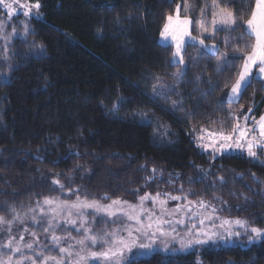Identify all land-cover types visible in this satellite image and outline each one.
Returning <instances> with one entry per match:
<instances>
[{"label":"trees","instance_id":"16d2710c","mask_svg":"<svg viewBox=\"0 0 264 264\" xmlns=\"http://www.w3.org/2000/svg\"><path fill=\"white\" fill-rule=\"evenodd\" d=\"M27 2L40 4V17L30 20L28 36L15 39L6 58L0 49V217L9 220L45 198L135 202L160 193L183 197L181 206L197 202L193 208L221 220L247 219L264 228V147L254 149L255 158L233 152L214 159L193 133L198 126L222 130L229 122L252 129L264 113V86L255 76L238 102L226 100L242 60L215 71L222 52L252 37L237 41L238 27L226 49L228 33L219 31L215 54L187 44L180 95L153 96L156 77L172 85L180 67L169 63L173 47L159 41L168 14L187 16L192 36L204 38L202 9L211 28L213 11H230L242 22L255 0H215V7L213 0ZM207 35L205 43H213ZM198 74L205 82L195 81ZM209 78L216 84L211 90ZM181 99L173 109L172 101ZM201 200L211 207L200 209ZM236 231L242 235L228 242L157 252L135 264H264V242L249 243L250 231Z\"/></svg>","mask_w":264,"mask_h":264},{"label":"snow or ice","instance_id":"6c2138e0","mask_svg":"<svg viewBox=\"0 0 264 264\" xmlns=\"http://www.w3.org/2000/svg\"><path fill=\"white\" fill-rule=\"evenodd\" d=\"M0 6L7 10L8 16L11 18L13 14L20 9H23V15L28 17L32 14L31 9L40 7L37 2L35 4H30L25 0L21 3V0H0ZM187 7V5H185ZM213 6L215 7V0H213ZM179 9V5L177 6ZM205 15V10L202 9V18L199 21V32L204 36L201 38L200 35L192 36L189 31V18L185 16L184 19H180L179 14L173 17V15L168 14L166 16V22L163 24L162 29L159 33L160 37L164 40H169L174 45V51L171 53L170 64H176L180 67L178 71L173 74V84H161L160 77H156L157 83L153 85V96H163L167 99L169 93H176L180 95L178 89L180 84L184 83L182 77L187 71V63L185 61L182 50L185 47V38L187 37L190 41H198L201 46V50L206 54H215L219 51V45L215 43V34L219 31H227L228 36L224 41L225 48L229 46L232 40V33L236 31L239 27L242 29L241 33L235 37L237 41L244 40V36L248 35L254 37V42H245L243 47H233L231 53L224 51L220 54L216 61V73H221L225 68H227L231 61L237 59L242 60V64L239 65L238 72L235 76L234 82L230 85V92L226 93L228 101L235 102L238 101L243 91L251 84L253 79V67L256 66L260 74H264V0H255V5L252 7L250 13L247 15V19L242 22L238 21L234 14L230 11L221 10L220 12H212L211 28L206 26V21L203 19ZM27 31V28L25 29ZM210 38L213 41L211 45L205 43V39ZM195 47V43H193ZM43 46L41 45V51ZM198 60V57L193 58ZM197 83L205 82L203 80L202 74H198L195 77ZM209 85V90L216 87V84L211 80L207 81ZM228 83H225V88H228ZM195 91H200L199 88L194 89ZM119 102H123V98H118ZM221 103L223 98H221ZM183 101L177 100L172 101V108L176 109L182 105ZM117 104L113 105V109L117 108ZM252 111L249 108V113ZM135 117V114H133ZM143 121L150 122V117L144 113L140 114ZM256 129L259 130V137L264 138V115L260 116L259 120L255 122V126L252 129L247 127H240L239 123L232 125V130L230 132H225L223 130L219 132H208L206 129H202V132H207V140L209 142L200 143V147L204 149L211 148L213 151V158L215 159L216 153H224L232 151L234 149L243 150L247 148V153L250 157L255 158L257 153L254 149L258 148L261 144V139H257L256 136H251L249 138V133L254 132ZM238 133V135H237ZM204 141L205 137L202 135L199 138ZM40 158V157H37ZM42 159V158H40ZM255 162V161H253ZM264 166V165H262ZM155 171V170H153ZM207 175V173H205ZM154 177L148 178L149 182ZM221 183H226L223 177H220ZM255 180V176H253ZM190 182H197L190 180ZM56 185L63 188L64 185L60 182L54 181ZM214 186V185H213ZM70 191H73L70 189ZM75 191H78L75 190ZM135 191V190H134ZM183 192V188L180 189ZM160 193L156 196H151L149 193H145L143 196L139 197V205H133L128 201H121L119 199L112 200L110 204L103 205L96 200L88 201L87 199L81 200L77 197V201L69 204L67 201L54 200L50 198H45L44 204L50 206V210L53 217L63 215L65 210L76 209L75 213H69V218L64 222L69 225H77L76 220H72L71 215H77L80 217L79 227H76L77 232H83V237L76 241L77 245H80V250L73 253L64 247L59 248L61 254L67 253V255L76 256V260L71 262V264H135V260L139 258L147 257L151 252L153 245L156 243L157 239L167 238L164 242V250L171 251L173 253L177 251H184L185 249L192 248L193 246L206 245L209 241L213 243L217 242H228L232 237H239L242 235L240 231L234 230V228L243 229L244 233L247 234L249 231L251 235H248V242H264V228L251 226L247 219L234 218V219H222L220 224L217 226L214 223L212 215H204L199 219V223H192L191 227H188L186 220H194L198 212H194L191 216H186V219H165V216L172 217L178 212H192L193 206L197 202L189 201L187 205L183 208L177 205L175 209L168 212L167 209L162 207V211L159 216H157L152 210L144 207L145 201L151 199L153 204L159 201L160 205L166 204L165 200H160ZM168 196L171 200H181L184 199L181 196H170L169 194H164ZM102 199H108L104 196ZM218 199V198H217ZM248 198L245 197V200ZM200 209H204L207 202L201 200L198 202ZM125 208L127 211H125ZM115 209V210H114ZM87 210H93L94 214L104 213L107 217H111L110 221L106 220V223H116L119 219L126 217L128 221H134V225H129L123 228H116L111 231H105L103 229L99 231H93L92 228L86 227L88 223L93 225L98 222L99 219L103 217L97 215L96 220L89 222L85 217V212ZM43 211V209H41ZM211 211L215 213L216 209L211 208ZM21 219L19 215L13 218V220ZM215 219H220V217H215ZM211 222L212 227L206 228L205 222ZM2 217H0V223H4ZM9 225L13 221H7ZM59 222L55 219L49 221V227L45 228V231H51L52 225ZM185 225L187 231L183 235L176 231L177 225ZM38 226V225H37ZM27 231V229H25ZM126 233V235H125ZM35 236V233H32ZM24 237H20V242L22 244ZM52 241L54 246H59L61 239L55 235L52 236ZM147 241V242H144ZM171 241H177L179 243V249L175 247L169 248ZM13 239H10L5 247L8 248L13 254H19L21 259L16 260L14 264H37L43 251L47 249H42L41 252L37 253L34 248L38 242L28 243L23 245L24 248L33 252L32 256H24L21 246L12 247ZM70 248L73 246H69ZM92 248H101V251L91 250ZM49 261H54L55 264H70L66 259H57L56 257L45 256L43 260H40V264H48ZM0 264H13V257L9 256L7 261L0 259Z\"/></svg>","mask_w":264,"mask_h":264},{"label":"rangeland","instance_id":"374dc122","mask_svg":"<svg viewBox=\"0 0 264 264\" xmlns=\"http://www.w3.org/2000/svg\"><path fill=\"white\" fill-rule=\"evenodd\" d=\"M9 2H11V0H9ZM24 2H25V0H21V3H24ZM30 4H35V3H30ZM0 7L2 9V12L0 13V49L3 52V56H5V58H6L12 42L15 39H19V40L25 39L26 36H28L29 32L31 31L30 20L32 18H39L40 14H39V8L38 9L32 8L31 9L32 14L28 17H25L23 15V9H20L19 6H17L18 10L10 18L7 14V10L3 9L2 6H0ZM184 18L185 17L180 16V19H184ZM189 26L191 28V20L190 19H189L188 27ZM26 28H27V31L25 30ZM162 41H164V40L162 39ZM210 44L211 43H209V45ZM195 45L200 46L199 43L195 44ZM231 126H232V124H231V122H229V123H226L225 127L223 125H221L220 127L222 128L223 131L230 132L232 130ZM240 127L243 128L245 126L240 125ZM202 129H206L208 132H212V131L219 132V131H221V130H219V128H217V126H214V125L213 126H206V127L205 126H198V128L193 129L196 144L198 146L202 142H209L207 140V132H202L201 131ZM202 135L205 137L204 141H201L199 139ZM237 135H238V133H237ZM251 136H256V134L254 132H250L249 138ZM200 149H202L203 151H206L207 153L213 154V151L211 148L204 149V148L200 147ZM233 152L247 153L246 145H245V148L243 150L234 149L232 151H228V152H224V153H233ZM219 154H222V153H216V155H219ZM151 196H153V195H151ZM159 199L165 200L166 204L161 206L159 201H157L155 204H153L151 199L145 201V204H144L145 208L152 210L157 216L160 215V213L162 211V207L167 209L168 212H171L173 209H175L177 207V205L181 206V204L183 202V199L174 201V200H171L167 197H162V196H160ZM54 200H63V199L57 198ZM81 200H84V199H81ZM63 201H67L69 204H71V203L76 202L77 199H75V200L74 199L73 200H63ZM111 201L112 200L106 201V202H99V203L103 204V205H108L111 203ZM121 201H128V200H121ZM128 202L133 204V205H139V203H140L139 199L136 200L135 202H132V201H128ZM181 207L183 208L184 206H181ZM41 209H43V211H41ZM76 211H77L76 209H68V210L64 211L63 215L53 217V214L50 210V206L45 205L44 200H43L40 203H38L37 206H34L33 208L27 210L26 212L21 213V214H17L21 218L19 220H15V221L13 220V218L16 217L17 215H15L14 217H11V219H9V220L3 219L5 222L0 223V259L7 261V258L9 256H12L13 257V264L16 260L21 259V256L19 254H13L12 252H10L8 250L7 247H5V245L8 243V241L10 239H13L12 247H17L18 245L21 246L24 256H32L33 255V252L28 250L27 248H24L23 245H26L28 243H33L34 241L38 242L34 248L35 252L39 253V252H41L42 249H47L46 251H43V254L40 256L39 260L37 261V264H40V260H43V258L45 256L56 257L57 259H66L71 264V262L76 260V256L75 255L69 256V255H67V253L61 254L59 252V248L64 247L73 253L80 250V245H77L76 241L81 239L84 234L82 231L77 232L75 230L76 227H79L80 217L77 215H74V214L71 215L70 218L72 220L77 221V225H75V226L69 225V224L64 222L66 219L69 218L70 212L75 213ZM125 211H127L126 208H125ZM194 212H198L199 215H197L194 220H191V221L186 220V224L188 227H191L192 223L198 224L199 219L202 216L210 215V214H207L206 212H200V211H198V209L192 208V212L185 213V212L181 211V212L175 213L174 216H172V217L165 216V219H186V216H191ZM84 215L89 222L96 220L97 215L103 217L102 219H99L98 222H96L94 225L92 223H88L85 225L86 227L92 228L93 231H99L101 229H103L105 231H111V230L116 229V228H123V227H127L129 225L135 224L134 221H128L126 217L119 219L116 223H106V220L110 221L112 218L107 217L106 214H104V213L94 214L93 210H87ZM53 219H55V221L59 222L58 225L53 224L52 230L46 232L45 228L49 227V221H51ZM213 220L217 226L221 222V219H215V216H213ZM7 221H13V223L11 225H9L7 223ZM205 225H206V228L212 227V223L208 222V221L205 222ZM25 229H27V231H25ZM237 229H239V228H234V230H237ZM176 231L179 234L183 235V233L185 231H187V228L183 224L177 225ZM32 233H35V236H33ZM53 235L62 238L59 246H54L53 241L51 239ZM125 235H126V233H125ZM21 236L24 237L22 244L20 242ZM166 239L167 238L157 239L156 243L153 245L152 252L148 256H150L151 254L157 253V252H161L164 254L186 253V252H188V251H190L196 247V246H193L192 248L185 249L184 251H177V252L173 253L170 250L169 251L164 250V242ZM144 242H147V241H144ZM209 242H212V241H209ZM70 245L73 247L70 248L69 247ZM171 247H175V248L179 249L180 246H179V243L177 241H171V243L169 244V248H171ZM91 250L101 251L102 249L101 248H92ZM48 264H55V262L49 261Z\"/></svg>","mask_w":264,"mask_h":264},{"label":"crops","instance_id":"0c3cea01","mask_svg":"<svg viewBox=\"0 0 264 264\" xmlns=\"http://www.w3.org/2000/svg\"><path fill=\"white\" fill-rule=\"evenodd\" d=\"M255 5V4H254ZM174 18H175V16H173ZM189 31L191 32V28H190V26H189ZM254 37H252V42H254ZM164 40V39H163ZM159 41H160V43L161 44H163V45H172V47H173V49H174V45L171 43V41H170V39L169 40H164V41H162V38L161 37H159ZM185 42H186V44H188V43H195V44H198L199 42L198 41H195V42H193V41H190L187 37L185 38ZM186 44H185V46H186ZM211 45V44H210ZM184 50V49H183ZM183 50H182V54H183ZM253 76H255L258 80H260L261 82H262V84H263V86H264V74H260L259 73V70H258V68L256 67V66H254L253 67ZM228 92H230V90L228 91ZM240 99V98H239ZM226 100L228 101V99H227V96H226ZM239 101V100H238ZM238 101H235V102H231V103H236V102H238ZM229 102V101H228ZM262 115H264V113L262 114ZM261 115V116H262ZM259 120V119H258ZM255 126V125H254ZM255 134H256V137H257V139H261V144H260V146L259 147H264V138H260L259 137V130L258 129H256L255 131Z\"/></svg>","mask_w":264,"mask_h":264}]
</instances>
